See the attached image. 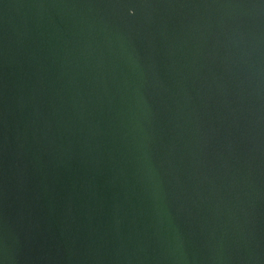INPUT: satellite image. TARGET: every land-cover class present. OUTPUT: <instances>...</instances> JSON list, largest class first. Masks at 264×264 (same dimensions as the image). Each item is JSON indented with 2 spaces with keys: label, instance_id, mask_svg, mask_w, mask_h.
<instances>
[{
  "label": "water",
  "instance_id": "95a60500",
  "mask_svg": "<svg viewBox=\"0 0 264 264\" xmlns=\"http://www.w3.org/2000/svg\"><path fill=\"white\" fill-rule=\"evenodd\" d=\"M0 264H264V0H0Z\"/></svg>",
  "mask_w": 264,
  "mask_h": 264
}]
</instances>
